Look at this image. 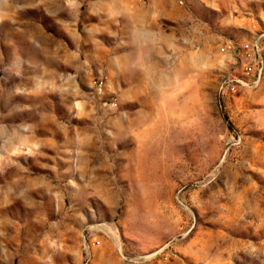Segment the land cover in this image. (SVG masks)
<instances>
[{
	"label": "rangeland",
	"instance_id": "obj_1",
	"mask_svg": "<svg viewBox=\"0 0 264 264\" xmlns=\"http://www.w3.org/2000/svg\"><path fill=\"white\" fill-rule=\"evenodd\" d=\"M253 41L264 0H0V264H264Z\"/></svg>",
	"mask_w": 264,
	"mask_h": 264
},
{
	"label": "built area",
	"instance_id": "obj_2",
	"mask_svg": "<svg viewBox=\"0 0 264 264\" xmlns=\"http://www.w3.org/2000/svg\"><path fill=\"white\" fill-rule=\"evenodd\" d=\"M246 52L241 58V71L223 76L218 90L220 93H235L240 88L249 87L264 75V44L260 41L245 43ZM103 80L99 79L101 91Z\"/></svg>",
	"mask_w": 264,
	"mask_h": 264
}]
</instances>
